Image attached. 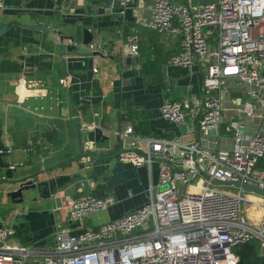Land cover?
<instances>
[{
	"label": "crops",
	"instance_id": "1",
	"mask_svg": "<svg viewBox=\"0 0 264 264\" xmlns=\"http://www.w3.org/2000/svg\"><path fill=\"white\" fill-rule=\"evenodd\" d=\"M156 1L132 0L123 15L116 0H3L0 27L18 25L0 36V189L6 182L36 174L42 182L35 205L14 213L23 222L16 225L17 218L9 219L14 225L5 231H12V236L27 232L22 240L34 249L54 248L62 231L70 235L95 231L150 203L151 188L160 179L159 163L135 166L122 159L129 142L117 133L126 126H132L140 139L197 141L210 152L234 148V137L224 131L231 121H244L246 137L264 134V109L253 101L254 114L245 116L250 86L236 79H229L220 94L222 128L208 134L199 131L207 62L200 61L190 70L170 63L182 48L181 39L172 31L159 33L149 26ZM167 1L201 8L219 0ZM38 25L76 36L80 43L88 28L94 37L90 44H100L104 50L93 53L80 44L76 51L65 50L62 60L55 48L45 44L56 36L30 28ZM133 35L139 39V55L127 46ZM10 64L19 70H11ZM29 80L40 87L26 88L24 82ZM172 100L189 105L181 125L161 116L162 105ZM78 123L84 133L106 128L111 145H100L96 157L81 156ZM51 131L57 133V146L43 136ZM35 143L41 146L36 152ZM138 147L146 150L143 142ZM92 148L86 144V149ZM76 175L85 176L88 186H78ZM86 195L112 196L115 203L81 221L72 220L73 203Z\"/></svg>",
	"mask_w": 264,
	"mask_h": 264
},
{
	"label": "built area",
	"instance_id": "2",
	"mask_svg": "<svg viewBox=\"0 0 264 264\" xmlns=\"http://www.w3.org/2000/svg\"><path fill=\"white\" fill-rule=\"evenodd\" d=\"M116 1L124 15L132 0ZM152 7L149 26L159 33L172 31L181 39L182 48L170 63L190 70L207 62L198 116L201 133L222 128L220 94L229 79L250 86L246 117L255 112L253 101L264 109V0H219L201 8L157 0ZM127 46L139 55L136 35L128 38ZM88 47L93 53L104 50L100 44ZM39 85L35 80L24 82L28 89ZM188 108L186 102L168 101L161 116L181 125ZM243 129V120L231 121L224 131L234 137V148L210 152L197 141L140 139L132 126H126L117 133L129 142L122 159L135 166L159 163L160 179L151 188L150 203L95 231L79 235L62 231L51 249L12 245L13 232L0 231V264H237L234 249L254 239L264 252V195L233 186L237 191L226 192L212 184L241 181L264 190V170L258 167L264 159V134L246 137ZM140 142L145 151L138 147ZM197 179L201 182L196 185ZM114 203L112 196L86 195L73 203L70 217L81 221Z\"/></svg>",
	"mask_w": 264,
	"mask_h": 264
},
{
	"label": "water",
	"instance_id": "3",
	"mask_svg": "<svg viewBox=\"0 0 264 264\" xmlns=\"http://www.w3.org/2000/svg\"><path fill=\"white\" fill-rule=\"evenodd\" d=\"M86 3V2H85ZM87 4V3H86ZM80 7V6H79ZM61 24V22H60ZM12 25H18L17 22L6 24L5 26L0 27V36L7 31L9 27ZM31 29L35 30H42L47 36L50 32H53V34L56 36L53 40L48 41L46 39L45 44L52 46L55 48V50L58 53V56L63 60L66 54H64L65 50L67 52H73L78 49L81 44V46H88L93 41V34L90 29L85 28L82 42L76 40V36L66 37L62 31L60 30H53L52 27H45L43 25L33 26L30 27ZM65 41H70V46H65ZM77 127V141H79L81 156H88V157H96L97 151L100 149V145H106L110 146L112 143V140L110 136H108L106 133H109V131L104 127H97L93 130H88L87 132H83L81 130V124L78 123L76 125ZM86 144L93 145L92 150L86 149ZM90 151V152H89ZM34 177H28L23 178L21 180L6 182L4 190L1 191L0 189V196L2 197V203L7 207L8 210L12 211V213L16 210L15 206L22 207L24 210L28 207L27 205H30V203L35 202V196L37 193L40 192V182L39 180V174L33 175ZM75 179H77L79 182L77 183L78 186H80L81 183H84L86 186L88 179L83 175H76ZM207 179H210L207 176ZM212 184L215 186H222V187H236L241 188L245 192H254L258 193L260 195H264V190H261L257 188L256 186L252 184L243 183L241 181H231V182H221L213 180ZM7 186V187H6ZM1 188V187H0ZM2 192V193H1ZM35 192V193H34ZM0 200V201H1ZM23 210V211H24ZM24 213V212H23ZM5 220L4 217H1L0 215V231H4V223ZM8 222V221H7ZM9 223V222H8Z\"/></svg>",
	"mask_w": 264,
	"mask_h": 264
},
{
	"label": "trees",
	"instance_id": "4",
	"mask_svg": "<svg viewBox=\"0 0 264 264\" xmlns=\"http://www.w3.org/2000/svg\"><path fill=\"white\" fill-rule=\"evenodd\" d=\"M1 63L3 64L6 62ZM13 65L14 64L10 66L11 70L18 71L19 67ZM43 136L45 140L53 146H57L60 143L57 138L56 131L47 132ZM33 148L36 152L38 149L41 148V146L38 143H35ZM258 167L264 169V159L260 161ZM234 250L239 257V262L237 264H264V252H262L260 247V241L257 239H254L250 243H247L245 245L238 246Z\"/></svg>",
	"mask_w": 264,
	"mask_h": 264
},
{
	"label": "rangeland",
	"instance_id": "5",
	"mask_svg": "<svg viewBox=\"0 0 264 264\" xmlns=\"http://www.w3.org/2000/svg\"><path fill=\"white\" fill-rule=\"evenodd\" d=\"M201 182V179H197L194 181V184H199ZM7 187V186H6ZM177 187L179 188V190H182L184 188V185L179 181L177 182ZM218 188L222 191H226V192H232V191H237V189L233 188L232 186L231 187H222V186H218ZM4 189H1V191H3ZM2 193V192H1ZM35 193V192H34ZM181 195V194H180ZM2 199V197L0 196V200ZM35 205V202H32L30 203V205H27L28 207L25 209L27 210L30 207H33ZM46 205H50L49 202H46ZM16 208H14V211L12 213V211L8 210L7 207L2 203V200L0 201V215L1 217H4L5 220L3 221L4 223V229L6 228H9L11 226H13L14 224H12V221L10 222L9 219H15L17 218V221L14 222L16 225L18 224V222L20 221L21 223L23 222V218L21 217H17L16 214H14L15 212H20V213H23L25 210L22 208V207H19V206H15ZM24 210V211H23ZM9 223H8V222ZM19 222V223H20ZM26 235H27V232L25 233H21V235H16V236H10V240H9V243L12 244V245H15V246H23L26 245L28 249H34V246H30V244L26 241H23L22 239H26ZM21 242L23 244H21ZM25 242V243H24Z\"/></svg>",
	"mask_w": 264,
	"mask_h": 264
}]
</instances>
